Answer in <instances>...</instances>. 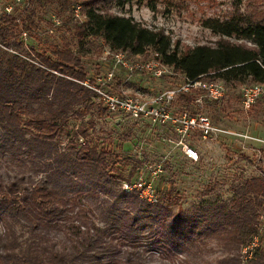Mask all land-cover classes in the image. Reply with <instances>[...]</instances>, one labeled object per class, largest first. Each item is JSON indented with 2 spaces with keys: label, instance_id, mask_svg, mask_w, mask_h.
Here are the masks:
<instances>
[{
  "label": "trees",
  "instance_id": "1",
  "mask_svg": "<svg viewBox=\"0 0 264 264\" xmlns=\"http://www.w3.org/2000/svg\"><path fill=\"white\" fill-rule=\"evenodd\" d=\"M36 1L64 24L75 19L80 44L101 37L115 52L151 56L187 81L212 76L264 84V5L256 7L264 0H247L243 7L233 1L225 15L203 17L201 25L216 38L182 47L163 28L113 10L133 0ZM136 1L155 10L158 2L176 0ZM26 29L25 18L0 16V264H200L207 263L201 257L207 249L219 252L215 264H264V169L232 183L227 198L177 211L172 205L178 198L170 192L160 196L156 190L151 202L137 190H124L121 182L132 180L133 170L118 172L122 160L112 158L99 144L101 136L88 129L94 127V109L98 115L109 110L88 86L99 83L88 76L80 48L23 50L16 34ZM115 78L111 91L124 96ZM190 88L176 96L182 104L193 102ZM261 96L264 91L253 104ZM87 115L89 127L81 124L60 147L68 120ZM253 238L250 255L243 254Z\"/></svg>",
  "mask_w": 264,
  "mask_h": 264
},
{
  "label": "rangeland",
  "instance_id": "2",
  "mask_svg": "<svg viewBox=\"0 0 264 264\" xmlns=\"http://www.w3.org/2000/svg\"><path fill=\"white\" fill-rule=\"evenodd\" d=\"M233 1L241 7L247 2L176 0L174 5L158 2L155 10H152L144 3L133 0L123 8L113 7V10L131 15L148 26L163 28L173 39H178L182 47L213 41L216 36L203 27L200 20L208 15H225ZM8 5L11 6L9 12L5 8ZM253 5H256L255 2ZM263 5L261 2L256 7L262 8ZM78 8L75 7V12H78ZM4 13L25 18L30 23V29L17 31L16 34V38L23 43V50L29 51L33 47L44 51L52 45L79 47L88 76L96 78L103 91L113 92L111 90L117 76L121 79L119 88L124 96L137 98L148 105H164L155 99L165 96L169 90H175L172 104L167 103L174 116L181 117L184 113L186 116H190V113L193 117L206 116L217 128L203 136L198 127L184 129L180 122L149 117L135 119L122 111H106L98 115L94 109L90 113L95 121L94 127H89L90 115L68 120L58 137L60 147L66 144L81 124L89 127L94 138L101 136L98 142L113 155L112 158L122 160L117 164L118 172L126 176L133 170L132 179L141 170L145 174H153L154 186L160 196L170 192L178 198L177 203L172 205L175 211L193 207L207 198H227L232 183L257 175L264 169V97H259L250 108H243L240 94L248 81L233 84L218 77L204 76L201 79L205 81H221L223 94L214 100L207 97L202 89L192 87L189 92L194 96L193 102L182 104L176 96L184 91L181 88L187 80L183 73L171 66L159 64L150 67L147 62L153 60L151 56L146 58L142 54L126 51L120 52L130 66L115 64V50L109 48L101 37H87L80 44L73 33L75 19L64 24L45 3L36 0H0V16ZM21 53L26 59L36 60ZM157 67L161 68L162 75L155 71ZM109 72L112 74L109 75ZM113 76L115 79H112ZM84 82L88 84V79ZM100 100V97H96V101ZM185 145L196 150V159L184 153ZM208 188L211 190L207 191ZM259 222L263 226L259 242L264 247V206L260 209ZM218 253L215 249H207L201 255L207 263L200 264H215ZM192 258L190 256V260ZM148 264H159V261L152 260Z\"/></svg>",
  "mask_w": 264,
  "mask_h": 264
},
{
  "label": "built area",
  "instance_id": "3",
  "mask_svg": "<svg viewBox=\"0 0 264 264\" xmlns=\"http://www.w3.org/2000/svg\"><path fill=\"white\" fill-rule=\"evenodd\" d=\"M5 8L7 12L11 10L10 5L6 6ZM113 55L115 64L130 66V64L123 58V54L120 51L115 52ZM155 61L154 59L150 60L149 62H147V66H149L150 64V67H152L153 65L156 67L160 64L159 62ZM155 71L158 75L162 74L160 67H157ZM111 74L112 73L109 72V75ZM84 84L88 85L86 82H84ZM88 86L93 88L99 94V97L103 100L106 107L111 112L122 111L135 119L140 117H149L152 119H159L161 121L167 120L172 122H180L183 124L184 129H187L189 127H198L203 136L217 130V128L211 124L210 120L206 116L199 115L190 117L186 116V113H184L181 117L174 116L173 113H171V111L168 109L167 103L174 96L175 90H169L168 92H166L165 96L162 95L155 99L156 102H159L160 104L163 103L164 105H148L134 97L119 96L113 93L105 92L100 87H93L90 85ZM189 87H198L202 89L205 95L211 99L220 97L224 91V87L221 81H205L201 78L188 80L181 89L187 90ZM263 91L264 84L262 83H251L243 86L240 94V101L243 108H250L254 100ZM183 151L188 157L194 159L197 158V152L193 147L185 145ZM121 185L122 188L126 191L137 190L139 194L148 201L154 202L157 200L153 174H145L143 170L138 171L134 179L123 180L121 182ZM255 241L256 239L253 238L252 242L248 246L243 247L241 252L243 254L246 253L247 255H250L251 248L254 245Z\"/></svg>",
  "mask_w": 264,
  "mask_h": 264
}]
</instances>
